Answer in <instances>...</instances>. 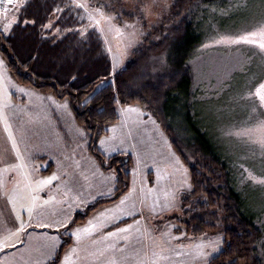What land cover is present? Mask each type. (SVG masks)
Wrapping results in <instances>:
<instances>
[{
    "label": "rangeland",
    "instance_id": "1",
    "mask_svg": "<svg viewBox=\"0 0 264 264\" xmlns=\"http://www.w3.org/2000/svg\"><path fill=\"white\" fill-rule=\"evenodd\" d=\"M168 1L146 0L154 3L155 7L145 20L140 18L137 8L141 0H122L123 8H117L116 12L105 11L101 0H89L92 7H101L105 15L116 17L113 23L117 26L123 27L125 21H140L135 28L125 29L121 37H117L114 31H108V26L102 23L105 29L103 40L106 48H111L108 53L112 71L114 64L117 66L116 70L123 68L134 48L143 42L147 34L146 28H151L157 16L166 11ZM18 2L19 0H12L9 9L14 10ZM225 6L223 9H213L209 21L207 14L206 19L200 16L197 21V31L200 35L204 34V37L196 56L192 57L195 85L190 96L181 95L179 102L171 106V111L176 115L171 118L170 125L181 141L188 142L195 128L212 140L218 154L223 150L227 155L224 160L233 168V180L244 201L245 212L257 225L264 228V184L247 180L248 172L245 171L247 169L257 176H264L261 150L246 138L231 134L238 129L251 127L259 119H264L258 112H252L251 102L240 99L249 86L264 80V53L247 44L227 45L214 42L219 35L250 31L258 23L264 22V0L227 1ZM124 11L133 13L132 17L125 16ZM1 14L3 9L0 10ZM85 15L87 22L82 27L89 24L87 14ZM210 22L212 24L209 25ZM209 26L214 27L210 29L211 33H208ZM0 61L3 62L0 63V148L6 144L11 146V134L25 158L24 168L11 171L5 170V163L0 160V206L4 203L5 192L14 197L18 205L26 204L21 210L26 222L25 233L20 236L19 243L12 241L15 248L0 252V264L51 263V244L54 242L57 245V255L60 245L69 235L64 227L57 226V222L67 223L65 217L73 219L75 211L84 208L85 200H95L112 193L110 190L116 186L117 173L115 167H107V164L109 157L118 153L131 157L128 190L117 199L106 201L97 207L85 222H75L71 227H86L89 221L99 224V220L106 219L107 216L110 221H118L119 219H114L115 216L126 220L118 223V228L132 225L133 218L122 216L118 209L113 207L119 205L125 195L127 199L122 205L125 210L131 209L133 204L136 209H144L142 215L135 216L141 224L134 226L127 233L112 237H107L106 234L115 233V228L104 231L105 234L102 232V236L108 238L107 244L96 243L91 235V242L83 247L85 252L82 255L78 253L82 262L99 264V260L88 256V253L98 247L105 249L108 245H113L105 257H115L119 264H204L194 260L186 246L200 243L201 239H215L218 235L223 238V232L221 227L213 230H190L182 222V219L186 218L183 208L189 206L188 199L183 201L190 193V189H180L186 168L165 131L149 110L141 111L150 115L117 111L118 119L96 140L97 148L104 156L100 162L89 148L90 134L75 120L69 103L64 106L67 97H58L52 92L21 84L11 77L6 58L1 51ZM105 82L106 80H101L94 90ZM177 157L178 166L175 164ZM18 162L15 159L9 161ZM53 174L57 177L56 180L39 186L40 181ZM187 177L190 182L188 171ZM88 186L91 191H88ZM174 189H179L177 203L160 216L150 218L152 231L150 234L146 233L143 216L148 215V211L145 204L151 206L156 202L159 209L164 202V193ZM30 194L35 199L36 206L31 214V226H28L27 206L31 203ZM51 197L54 199H50ZM38 224H51L52 227H37ZM2 231L0 229V234ZM182 233L184 235H181ZM204 233H207V236H203ZM260 247L264 262V246ZM67 251H64L63 255L61 251L59 257L63 258ZM177 251L182 255L177 256ZM154 254L166 255L167 259L160 260Z\"/></svg>",
    "mask_w": 264,
    "mask_h": 264
},
{
    "label": "trees",
    "instance_id": "2",
    "mask_svg": "<svg viewBox=\"0 0 264 264\" xmlns=\"http://www.w3.org/2000/svg\"><path fill=\"white\" fill-rule=\"evenodd\" d=\"M121 1L101 0L102 8L107 12H116L117 8H123ZM227 1L234 0H169L166 11L157 16L151 28H146L143 42L134 48L123 68L115 73L112 71L110 54L98 30L88 29L86 41L77 31L53 48L52 40L42 42L29 35L34 30L21 23L11 39L0 37V51L6 58L12 78L38 90L52 92L55 96L67 97L75 120L90 134L89 148L100 162L104 156L98 150L96 140L118 119L112 100L114 89L122 80L133 84L138 81L143 83L145 87L141 94L153 98L152 105L144 109L151 112L165 131L190 176L192 188L183 201L188 199L189 206L183 208L186 218L182 222L190 230L221 227L223 232V251L211 259L210 264H226L230 259H234L235 264H264L259 251L260 246H264L261 243L264 240V228L245 212L244 201L233 180V168L224 160L227 155L223 150L218 154L212 140L198 129L194 128L193 139L184 142L170 125L171 118L176 115L171 111V106L179 102L181 95L190 96L195 85L192 57L196 56L204 37L197 31V21L200 16L206 19L207 15L209 21L211 11L226 8ZM57 3L64 7V4L72 2L57 0ZM38 6V3L31 4L29 13L23 19H32L31 13ZM71 12L73 22L67 27L80 29L87 22L85 13L81 10L78 14L75 9H71ZM124 14L127 17L133 15L128 11H124ZM61 15L68 16L69 10ZM80 15L84 16L82 21L79 20ZM210 29L214 27L209 26L208 33H211ZM78 41L84 42L75 50V56L66 57V52L73 51L68 46ZM160 57H164L166 65H161ZM72 77L76 79L72 80ZM60 80L65 83L61 84ZM101 80L106 82L94 90ZM127 91L125 89V93ZM137 99L138 96H126L128 104H135ZM130 163V155L118 153L109 157L107 167H115L117 173L116 186L110 190L113 194L84 201V208L73 214L75 222L128 190ZM67 237L60 245L58 256L63 246L71 240V236Z\"/></svg>",
    "mask_w": 264,
    "mask_h": 264
},
{
    "label": "snow or ice",
    "instance_id": "3",
    "mask_svg": "<svg viewBox=\"0 0 264 264\" xmlns=\"http://www.w3.org/2000/svg\"><path fill=\"white\" fill-rule=\"evenodd\" d=\"M38 3V8L31 13L33 16L32 19H23L25 15L29 13V6L31 4ZM12 4V0H3L0 3V8L3 9V15L0 17V37L4 39H11L15 34V29L21 26V23L25 27H29L34 31L29 33V35L38 38L42 42H48L52 40V47L55 48L59 43H62L63 40L67 39L69 35L75 34L77 31L80 32L81 37L84 38V41L87 40L88 29L99 30L101 34L104 33L105 29L102 26L106 24L108 26V31L115 32L117 37H121L124 35L125 29L135 28L137 24H139V20L129 23L125 21L123 23V27L117 26L113 23L116 19L114 16L105 15L102 11L101 7H92L89 3V0H72L71 4H64V7H60V4L57 3V0H19L17 6L14 10L9 9V5ZM155 7L154 3L146 2V0H141V3L137 4L139 16L141 19H147L148 15L152 12ZM71 9H75L76 12L82 10L87 14V18L89 20V24L85 27L77 29L75 27H67L69 23L73 22ZM66 10H69V15L64 16L61 15ZM84 16L80 15L79 20H83ZM134 35V33L132 34ZM84 41H78L75 45H69L68 47L73 49V51H69L65 53V56H75V50H78ZM105 41L107 42V37H105ZM217 44H247L254 46L260 50L261 53H264V22H260L255 25L250 31H246L243 33L231 35V34H223L219 35V38L214 41ZM107 51H111L109 47ZM161 65H166V60L164 57L158 58ZM0 63H3L0 61ZM117 66L113 65V72H116ZM143 73H141V76ZM76 77H72V80H75ZM61 84H64V80H60ZM103 83V82H102ZM113 84L116 83L115 80L112 81ZM99 87V86H98ZM145 87L143 83L139 81L135 84L129 83L127 81H121L120 84L114 89L112 94V100L115 102L116 108L115 111L124 113V112H137L140 115H145L150 113H144L141 111L144 108H148L153 103V98L142 95L141 90ZM125 89L128 91L125 93ZM254 89V90H253ZM67 90V89H64ZM122 93H125L122 95ZM62 94V92H61ZM138 96L139 99L136 100L135 104H128L126 102V96ZM240 99L251 102L252 104V112L259 113L260 116L264 117V80L258 81L256 84L249 86L244 94L240 97ZM87 102V101H85ZM143 102V103H142ZM69 103L68 100L64 101V106ZM7 107V105H5ZM103 109H101L102 111ZM6 120V117H5ZM236 136L246 138L247 141L256 144L259 146L260 159L264 161V119L257 120L251 127L238 129L234 133ZM9 139L11 140V146H7V144L0 148V160L5 163V170H18L25 167V158L24 155L20 152L19 147L17 145L16 139L9 135ZM103 143V140L101 141ZM13 149L15 150L13 152ZM17 160L18 163H9L10 160ZM175 164L179 165V158H175ZM248 175L246 177L247 180L258 184H264V176H257L252 171H248ZM184 178L180 182V189H191L192 186L187 177V170H184ZM57 177L53 174L51 177H48L39 182V186L50 184L53 180H56ZM159 179V178H158ZM115 191V189H113ZM179 189H174L172 192L164 193V202L159 209L156 207V202H154L151 206L145 204L147 208L148 215L143 216V220L145 223V232L150 234L151 224L150 218L158 217L168 208L173 207L177 203V194ZM4 203L0 206V229H2V234H0V252L7 250L9 248H15V244L12 241H16V243L20 242V236L25 233L26 222L23 219L21 214V210L26 207L25 203L17 204V200L14 197H11L4 193L3 196ZM50 199H54L51 197ZM127 196L121 198L119 205H113L114 208L118 209V211L122 214V216H128L133 218L134 223L132 225H127L125 228H117L116 232H108L106 234L107 237H112L114 235H118L120 233L129 232L134 226H138L141 224L140 220H136V215H142L144 209H136L135 204L131 206V209L125 210L122 205H124ZM30 206H27V210L29 213V221L27 222L28 226H31V214L33 209L35 208V199L29 195ZM48 203V201H45ZM107 211V210H106ZM114 219H121V216H115ZM67 223H63L58 221L57 226L64 227L65 232L69 234V236H74L76 239V248H70L63 256V258L55 255L58 251L57 245L53 242L51 244V251L53 253L52 256V264H55L56 260H60V264H82V258L77 253V248L79 247L80 242L88 236L97 232V225L92 221H89L86 227L77 226L74 229L71 227L75 221L70 217H65ZM11 225V227H9ZM37 227H46L51 228L52 225H44L38 224ZM171 227H176L175 225H170ZM101 228L104 225L100 226ZM181 235H184L183 233ZM203 236H207V233L202 234ZM172 239H176V237H172ZM261 243H264L262 241ZM113 245H108L105 249H96L95 251L88 253V256L93 257L95 259H104L106 253L109 249L113 248ZM186 247L190 249V253L194 260L202 261L204 264H210L211 259H215L220 253L223 251V238L219 235L215 239H209L204 241L201 239L200 243L189 244ZM163 251V250H162ZM177 256L182 255L181 252L177 251L175 253ZM155 255V254H154ZM158 259H167L165 256H159ZM105 264H119V261L113 257L111 259H105ZM226 264H235L234 259H230L226 262Z\"/></svg>",
    "mask_w": 264,
    "mask_h": 264
},
{
    "label": "crops",
    "instance_id": "4",
    "mask_svg": "<svg viewBox=\"0 0 264 264\" xmlns=\"http://www.w3.org/2000/svg\"><path fill=\"white\" fill-rule=\"evenodd\" d=\"M2 15L3 14H1L0 15V17H2ZM89 188H88V191L90 190V186H88ZM91 191V190H90ZM125 193V192H124ZM90 194H92V192H90ZM113 193H109V194H106V197H108V196H110V195H112ZM87 197H89V195L87 196ZM105 197V198H106ZM119 197V196H118ZM89 200H93V198H89ZM85 201H88V200H85ZM94 213V211L93 212H91V214H88L87 216H85L84 217V219H82V220H80L79 222H77V223H83V222H85V220L86 219H88V218H90L91 216H92V214ZM107 214H108V212H107ZM107 214H105V215H107ZM101 221V222H100ZM124 221H126V220H124L123 218H121V219H119L118 221H114V220H112V221H110V217L109 216H107L106 217V219H100L99 220V224H96L97 225V232L96 233H94V234H92L93 235V239L96 241V243L97 242H103V243H108V238H104L103 236H102V232H104V231H107L108 232V230H111V229H117L118 227L117 226H119V224H121L122 222H124ZM119 223V224H118ZM101 225H104V227L103 228H101L100 226ZM117 227V228H116ZM111 228V229H110ZM106 232H104L103 234H105ZM89 242H91V236H88V237H85L81 242H80V244H79V247L76 249L77 250V253H79L80 255H82L84 252H85V250L83 249V247L84 246H86L87 245V243H89ZM76 244H77V242H76V239H74V237L73 236H71V240H70V242L69 243H67V244H65L64 246H63V249H61L62 250V255H63V252L64 251H67V250H69L70 248H76ZM97 247H98V245H97ZM98 249H100L99 247H98ZM60 253H61V251H60ZM159 256H161V255H155V257L156 258H158ZM162 256H165L166 257V255H162ZM184 256H186V255H184ZM150 257V256H149ZM148 257V258H149ZM105 259H108V257H105L104 259H99V264H103V263H105ZM161 260V259H160ZM96 261H98V259H96ZM92 262H94V261H92ZM88 262L86 261V262H82V264H87ZM57 264H58V262H57Z\"/></svg>",
    "mask_w": 264,
    "mask_h": 264
},
{
    "label": "built area",
    "instance_id": "5",
    "mask_svg": "<svg viewBox=\"0 0 264 264\" xmlns=\"http://www.w3.org/2000/svg\"><path fill=\"white\" fill-rule=\"evenodd\" d=\"M3 2V0H0V3H2ZM0 10H2V8H0Z\"/></svg>",
    "mask_w": 264,
    "mask_h": 264
}]
</instances>
